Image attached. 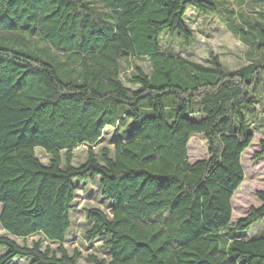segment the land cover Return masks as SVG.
Listing matches in <instances>:
<instances>
[{
  "label": "trees",
  "instance_id": "trees-1",
  "mask_svg": "<svg viewBox=\"0 0 264 264\" xmlns=\"http://www.w3.org/2000/svg\"><path fill=\"white\" fill-rule=\"evenodd\" d=\"M250 1L264 15V0ZM189 8L238 39L260 24L228 0H0V264H78L64 243L87 182L73 179L97 177L110 210L89 208L84 235L109 256L89 253L90 264H264V233L239 235L264 220V192L231 223L256 101L264 123V31L247 46L259 60L234 70L215 54L203 64L165 52L164 34L190 46ZM194 134L208 157L190 162Z\"/></svg>",
  "mask_w": 264,
  "mask_h": 264
},
{
  "label": "rangeland",
  "instance_id": "rangeland-1",
  "mask_svg": "<svg viewBox=\"0 0 264 264\" xmlns=\"http://www.w3.org/2000/svg\"><path fill=\"white\" fill-rule=\"evenodd\" d=\"M231 3V7L239 8L240 12L244 11L247 15H250L254 21L259 22L258 27H249L248 31L242 36L239 33L240 39L231 33L224 22H221L219 17L214 15H205L197 13L192 8H189L186 14V21L191 29L192 40L190 46L186 48L181 46V42L175 36L170 37L167 34L162 35L160 40L161 49L165 52L180 54L188 57L199 63L208 64V59L211 54H215L219 57L220 61L226 69L234 70L241 66H244L248 61L259 60L260 54L258 52L250 53L247 46L254 43L258 29L264 31V15H256L250 13V0H228ZM224 13V12H223ZM239 25L238 23H236ZM235 28V27H234ZM245 28V27H244ZM231 29V28H230ZM233 30V28L231 29ZM136 64L140 65L145 71L148 70L147 61H136ZM123 67L126 72L131 69V63L126 61L123 63ZM264 95V83L259 86L256 95ZM256 114L247 115L248 124L253 131V139L250 145L241 154V165L244 172L243 182L240 184L236 192L232 197V218L231 223H235L238 219L245 216L250 208L258 207L260 201L257 197L258 191L264 192V158L256 159V155L259 152V143L264 141V123L262 112V101L254 102ZM109 135L105 136L103 142L98 146L108 145ZM188 159L190 162H194L200 159L208 157V144L205 138L200 134H194L190 137L188 142ZM97 149V147H96ZM35 153L39 160L46 164L48 156L40 149L35 150ZM86 155V147H79L74 152L73 165L81 164ZM97 182H91L89 179H73V184L78 182L76 186L75 198L71 209V227L66 236L64 243L68 253H72L73 250L80 252L81 258L78 260V264H90L86 255L93 253L98 257H108V248L105 247L100 241H89L86 239L84 232L88 227L85 219L86 211L89 208L96 207L103 209L107 212L110 210V204L101 197V190L99 186V178H96ZM98 183V185H97ZM1 209V208H0ZM264 233V220L253 223L247 230L239 233L241 237H256L261 236ZM4 234V231L0 227V235ZM38 236H32L26 239L24 243L22 239H15L19 244L30 245L32 240H36ZM44 244H48L44 242ZM2 250L0 249V254ZM11 264H27L24 259L15 260Z\"/></svg>",
  "mask_w": 264,
  "mask_h": 264
}]
</instances>
